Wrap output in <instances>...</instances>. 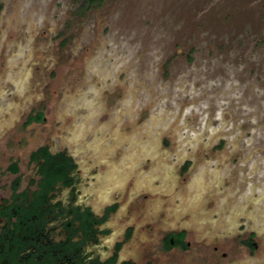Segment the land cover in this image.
Returning <instances> with one entry per match:
<instances>
[{
  "label": "rangeland",
  "instance_id": "rangeland-1",
  "mask_svg": "<svg viewBox=\"0 0 264 264\" xmlns=\"http://www.w3.org/2000/svg\"><path fill=\"white\" fill-rule=\"evenodd\" d=\"M81 1L0 0V198L47 146L120 196L123 256L264 264V0Z\"/></svg>",
  "mask_w": 264,
  "mask_h": 264
},
{
  "label": "flooded vegetation",
  "instance_id": "flooded-vegetation-1",
  "mask_svg": "<svg viewBox=\"0 0 264 264\" xmlns=\"http://www.w3.org/2000/svg\"><path fill=\"white\" fill-rule=\"evenodd\" d=\"M65 154L75 167L67 180L52 184L47 199L35 198L42 181L37 163H32L36 176L28 186L20 190V182L18 201L13 200V189L8 199L0 198V264H154L123 256L135 230L129 226L120 232L113 225L121 210L120 196H113L99 209L88 203L90 196L82 199L77 163ZM186 238L184 230L166 234L163 252L189 249Z\"/></svg>",
  "mask_w": 264,
  "mask_h": 264
},
{
  "label": "trees",
  "instance_id": "trees-1",
  "mask_svg": "<svg viewBox=\"0 0 264 264\" xmlns=\"http://www.w3.org/2000/svg\"><path fill=\"white\" fill-rule=\"evenodd\" d=\"M106 0H82L78 8V13L83 15L85 12L93 9L96 6H99L105 3ZM30 121H43V115L37 114L34 117H31ZM31 163H37L39 166V175L42 177L40 184V190L36 192V199L42 200L47 199L48 192L52 189V184L56 183L59 180H67L68 172L71 168H74L75 165L72 163V159L68 157L65 153H59L53 155L50 153L47 146L39 148L37 151L31 155ZM9 171L12 174L17 175L19 173V167L17 163H13L9 167ZM21 178L19 177L12 186L14 197L13 200L18 201L19 195H17V190L20 187ZM15 204V203H14ZM182 241V239H180ZM247 246H251V240L245 242Z\"/></svg>",
  "mask_w": 264,
  "mask_h": 264
}]
</instances>
